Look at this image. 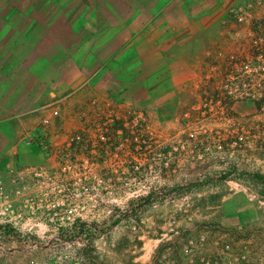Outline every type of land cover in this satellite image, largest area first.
<instances>
[{
    "label": "rangeland",
    "instance_id": "rangeland-1",
    "mask_svg": "<svg viewBox=\"0 0 264 264\" xmlns=\"http://www.w3.org/2000/svg\"><path fill=\"white\" fill-rule=\"evenodd\" d=\"M26 7L12 1V21L67 22L76 41L91 34V46L99 33L113 38L123 28L117 40L126 51L130 21H147L141 4L118 0H27ZM194 78L172 84L152 111L133 106L121 116L106 103L76 132L99 146L59 147L57 165L28 170L11 201L0 186V211L26 212L0 218L7 242L0 264H130L153 242L163 244L155 264L164 256L181 264L188 241L200 236L213 264H264V191L233 174L264 177V104L202 103Z\"/></svg>",
    "mask_w": 264,
    "mask_h": 264
},
{
    "label": "crops",
    "instance_id": "crops-1",
    "mask_svg": "<svg viewBox=\"0 0 264 264\" xmlns=\"http://www.w3.org/2000/svg\"><path fill=\"white\" fill-rule=\"evenodd\" d=\"M12 1L28 7L27 0H0V186L12 192L2 195L8 201L25 187L28 170L57 165L59 147L74 146L75 152L99 146L76 132L89 129L106 103L118 105L121 116L133 106L152 111L176 81L196 82L217 28L212 21L224 17L218 18L220 10L248 0H118L146 10L147 21H130L128 51L117 40L123 28L113 38L99 33L98 45L91 46V34H78L76 41L75 26L67 22L12 21ZM53 110L58 117L52 118ZM45 119L49 124L42 126ZM81 138L82 145L69 143ZM22 214L7 209L0 218ZM5 230L0 222V234ZM162 248L143 244L130 264H155Z\"/></svg>",
    "mask_w": 264,
    "mask_h": 264
},
{
    "label": "built area",
    "instance_id": "built-area-1",
    "mask_svg": "<svg viewBox=\"0 0 264 264\" xmlns=\"http://www.w3.org/2000/svg\"><path fill=\"white\" fill-rule=\"evenodd\" d=\"M195 87L200 102L216 107L225 102L264 104V0L238 2L217 21ZM51 116L56 118L59 112L53 110ZM48 124V119L42 121V126ZM204 245L203 236L189 240L181 264H213V259L204 253ZM163 259L165 264H177L165 256Z\"/></svg>",
    "mask_w": 264,
    "mask_h": 264
},
{
    "label": "trees",
    "instance_id": "trees-1",
    "mask_svg": "<svg viewBox=\"0 0 264 264\" xmlns=\"http://www.w3.org/2000/svg\"><path fill=\"white\" fill-rule=\"evenodd\" d=\"M84 139L83 138H81L80 139V141L78 142V144H80V145H82V143H84V142H82ZM89 145V144H88ZM233 174H235L236 176H237V178L238 179H245V180H249V181H253V182H255V183H257V184H259V185H261L262 186V189H263V191H264V177L263 176H260V175H258V174H250V173H235V172H233ZM224 178H226V177H224ZM204 184H206V183H204ZM172 192L173 193H177L178 194V192L176 191V190H172ZM10 232H12L13 233V231L12 230H9ZM6 232V231H5ZM6 235V234H5ZM4 235V236H5ZM17 236V235H16Z\"/></svg>",
    "mask_w": 264,
    "mask_h": 264
}]
</instances>
